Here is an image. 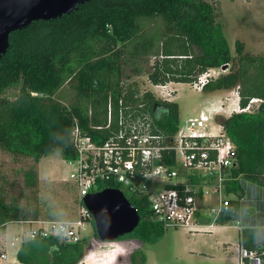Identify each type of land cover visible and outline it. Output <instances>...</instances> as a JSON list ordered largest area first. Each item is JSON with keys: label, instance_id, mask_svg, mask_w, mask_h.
<instances>
[{"label": "trees", "instance_id": "16d2710c", "mask_svg": "<svg viewBox=\"0 0 264 264\" xmlns=\"http://www.w3.org/2000/svg\"><path fill=\"white\" fill-rule=\"evenodd\" d=\"M216 19L214 6L204 0H90L70 15L12 33L0 60V150L38 161L58 149L72 160L74 126L96 141L97 134L105 137L92 128L105 126L109 98L115 108L122 93H140L136 82L124 78L123 64L152 57L156 61L147 76L155 86L192 84L208 70L226 66L228 73L203 90L237 89L241 108L250 99L264 101V56L245 52L240 42L232 56ZM66 85L73 92L68 104L56 99ZM13 89L17 93L6 97ZM140 98L157 129L166 137L174 134L178 104L157 99L150 91ZM222 126L235 151L233 176L239 177L229 188L243 194L242 183H247L264 190V104L252 114H232ZM108 187L115 188L104 184L100 190ZM128 201L140 221L120 239L156 243L165 229L150 220L146 202ZM37 219L36 210L0 204V229L14 221ZM259 239H264V230L242 232L249 250L258 248ZM82 241L63 244L37 238L23 243L16 259L20 264H77L83 256Z\"/></svg>", "mask_w": 264, "mask_h": 264}, {"label": "built area", "instance_id": "2783aa9c", "mask_svg": "<svg viewBox=\"0 0 264 264\" xmlns=\"http://www.w3.org/2000/svg\"><path fill=\"white\" fill-rule=\"evenodd\" d=\"M216 75V69L208 70L192 85L202 91ZM143 92L146 91L122 93L115 108L109 98L105 126L92 128L106 134L105 137L97 134L98 141L74 126L71 143L75 158L68 161L72 167L70 179L76 189L77 218L16 221L26 226V231L8 242L0 238V261L8 260L7 247L18 251L23 243L37 238L79 243L83 223L93 220L83 199L106 189L100 190L101 185L110 184L127 200L146 202L150 220L164 229L187 228L189 233L210 234L217 227L234 228L236 263L264 264V239H259L258 248L253 250L247 249L242 240L245 229L264 230V220L257 221L251 213L258 205L264 206V194L259 197L250 194L247 183H242L243 194L229 188L239 177L233 176L237 166L235 151L221 123L235 113L256 112L264 101L250 99L241 108L237 89L231 90L236 104L210 106L199 116L179 122L174 134L166 137L157 129L141 100ZM157 99L171 102L162 95ZM236 213L237 219L232 217ZM224 215L230 219H221ZM233 222L236 226L228 225Z\"/></svg>", "mask_w": 264, "mask_h": 264}, {"label": "rangeland", "instance_id": "374dc122", "mask_svg": "<svg viewBox=\"0 0 264 264\" xmlns=\"http://www.w3.org/2000/svg\"><path fill=\"white\" fill-rule=\"evenodd\" d=\"M204 1L214 6L216 21L232 56H235L236 42L243 44L245 52L264 56V0ZM155 61L156 58L152 57L136 65L123 64L124 78L127 82H136L141 91L149 90L156 98L162 95L177 103L180 123L199 116L210 106H219L220 99L224 100L222 93L231 92L198 91L192 84L173 82L155 86L147 76L152 72ZM225 68L217 69L216 74L228 73V67ZM168 84L174 87L167 88ZM16 93L17 90L13 89L7 91L5 96L12 98ZM233 97L230 95L229 98ZM72 98L73 92L69 85L56 96L64 104H68ZM225 102L226 105L230 104V101ZM71 172L69 161L58 149L38 161L0 150V204L36 210L38 219L43 221L76 219L78 206L76 189L70 179ZM228 225L236 226V223ZM25 231L26 226H9L5 242ZM3 236L0 229V238ZM80 236L84 250L77 264H237V232L231 227H217L210 234L189 233L187 228H168L160 240L149 244L135 238L102 242L96 236L92 222L85 221ZM15 251V248L8 249V261H0V264H14Z\"/></svg>", "mask_w": 264, "mask_h": 264}, {"label": "water", "instance_id": "95a60500", "mask_svg": "<svg viewBox=\"0 0 264 264\" xmlns=\"http://www.w3.org/2000/svg\"><path fill=\"white\" fill-rule=\"evenodd\" d=\"M89 1L0 0V60L9 48L12 33L36 22H49L70 15ZM83 203L92 215L95 234L102 242H113L132 233L140 221L134 207L118 189L106 188L88 195Z\"/></svg>", "mask_w": 264, "mask_h": 264}, {"label": "crops", "instance_id": "0c3cea01", "mask_svg": "<svg viewBox=\"0 0 264 264\" xmlns=\"http://www.w3.org/2000/svg\"><path fill=\"white\" fill-rule=\"evenodd\" d=\"M174 87V85H172V84H168L167 85V88H173ZM222 98L224 99V100H221L220 99V101H219V103H221V104H224V105H226L225 103V100L226 101H230V104H236L237 103V100H236V98H229L230 97V94L229 93H227V92H223L222 93ZM174 101V100H173ZM218 106V105H217ZM230 107H232V106H230ZM233 107H234V105H233ZM248 189L250 190V194L252 193V194H255L256 196H262V194H264V190L263 189H261V190H259V189H257L256 187H254V186H252V185H250L249 184V186H248ZM254 212H251V213H254L255 214V217H256V219H257V221H259V222H263V220H264V206H262V205H258L257 207H255L254 209ZM11 225H17V226H19L20 227V225L19 224H17L16 223V221H14V222H11V223H8V224H6L5 226H4V228L2 229V232H3V239L4 240H7V236H8V228H9V226H11ZM218 228H222V227H218ZM215 229H217V228H215ZM214 229V230H215ZM18 234V233H17ZM13 238V237H12ZM11 240V239H10ZM8 249H12V248H10V247H7V256H8ZM16 253H17V250L14 252V260H13V263L14 264H20L18 261H17V259H16ZM8 261V260H7Z\"/></svg>", "mask_w": 264, "mask_h": 264}]
</instances>
